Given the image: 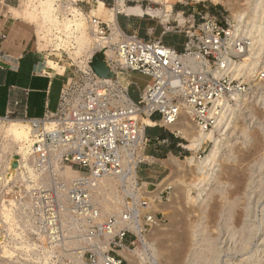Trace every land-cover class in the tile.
Segmentation results:
<instances>
[{
    "label": "built area",
    "instance_id": "obj_1",
    "mask_svg": "<svg viewBox=\"0 0 264 264\" xmlns=\"http://www.w3.org/2000/svg\"><path fill=\"white\" fill-rule=\"evenodd\" d=\"M5 2L0 0V4ZM56 2L60 21L66 16L71 22L79 18L88 22L95 47L89 54L72 57L69 50L76 43L66 42L75 29L69 34L62 25H55L47 36H41L42 43L52 41L46 50L66 60L70 76L54 111L48 110L41 117L17 119L12 112L0 117L3 125L20 121L29 137L23 150L19 146L0 151V199L8 196L15 208L29 200L30 208L41 216V172L52 173L56 191L70 200L73 213L88 229L110 238L102 247L106 250L92 256L89 264H125L123 257L113 252L130 249L145 234L157 220L149 206L164 198L147 190L139 176L151 141L148 122L158 114L167 127L177 122L183 109H189L194 121L207 129L230 99L245 92L227 74L232 51L230 24L225 17L221 20L206 1H197L201 7L190 15L183 10L177 13L180 19H176L174 33L186 38L184 50L179 51L162 37L146 39L128 32L118 21V6L146 5L151 10L152 5H159L154 0H112L116 23L85 11L81 3L89 1ZM180 2L190 4L189 0ZM95 57L107 67L102 75L92 66ZM132 73L149 79L143 89L137 87V100L130 93V87L137 86L130 79ZM64 168L74 170L78 176L71 181L63 179L57 170ZM104 176L116 179L126 202L119 215L98 223L99 209L90 191Z\"/></svg>",
    "mask_w": 264,
    "mask_h": 264
},
{
    "label": "rangeland",
    "instance_id": "obj_2",
    "mask_svg": "<svg viewBox=\"0 0 264 264\" xmlns=\"http://www.w3.org/2000/svg\"><path fill=\"white\" fill-rule=\"evenodd\" d=\"M86 1H89V4H86V2L81 3L85 11L90 12L92 16L104 20H110L108 15L109 12L100 13L97 11L101 8L98 0ZM154 1L158 2L159 5H152L150 13H145L143 15L144 18L151 19L150 26L156 28L160 27L163 31L167 29L169 30L168 33L177 35L186 41L184 34L174 33L173 30L175 29L174 27L178 25L176 19H180L177 13L183 10L187 13L186 16L190 15L192 11L195 9L197 10V7H201L200 5L197 6L196 3L199 0H189L190 4L187 5L181 3L180 0ZM204 1H206V5L214 11L215 9L218 11L221 20L225 17L229 21L230 25L228 28L231 30L230 39L232 51L231 55L230 53L228 55V59H231V61L228 66L229 70L227 74L232 78L233 84L243 87L245 92L239 97L234 96L230 99L228 104L224 105V108H222L221 112H219L214 119V122L209 125L207 129H205L204 126L201 127V125L197 124L193 119L192 113H189L190 110L186 109L189 110V112H185V115L189 117V120L193 122L195 126L197 125L199 129L201 128L203 130H213V137L218 138V156L216 157L215 162L205 170L206 173L203 175L198 176L197 173L193 174L191 167L196 168L197 165H199V163L210 153L214 146V141L207 140L206 143L197 148L193 143V138L184 137L183 134L177 131V129H173L169 126L166 127L160 122L163 126L162 129L172 131L177 135L178 140L182 143L181 147H183V149L180 148L182 149L181 155L176 157L173 156L163 161L165 166L163 168L164 170H161V176L154 185L144 183V187H146L147 190L154 191L155 197L160 196V194H163L164 196L161 202L158 200L153 202L148 209L157 215L155 223L151 227H147L145 234L136 239L135 244L131 246L130 249H116L125 252L127 255L133 254L135 257L137 256L139 259L136 258L138 261L135 264L138 262L140 264H167L168 260L169 264H198V262L201 264L204 262L206 264L210 259L214 261H210L213 264H241V262H244L243 264H257V261L261 262L258 264L264 263V261H262V258H264V191L262 189L264 187L262 186L264 184V164L261 163L262 161L259 162V159H264V149L260 148L261 146H264V139H262L264 138V77L262 76L264 75V70L259 65L262 64V66H264V5L262 4L264 3V0H260L259 2L258 0ZM17 3V7H12L11 12L16 17H23L22 19L27 21L30 19L36 26L38 38L41 36L40 28L42 25L48 24L52 27L55 25H62L63 29L66 32H69V34L75 29V32L72 33V35H68V33L65 32L66 35H68V42L66 43H70V45L74 42L76 43L75 48L69 50L72 57H77L85 52L89 54L93 51L95 44L94 40L88 33V22L85 19L80 18L72 19L71 22L69 17L66 16L63 21H60V19H58V13L55 12V4L58 3L56 0H34L31 2L29 0H18ZM104 6L112 8L114 5L111 1L109 4H104ZM120 8L121 6H118V9ZM147 8L145 5L143 9L147 10ZM32 12H39L40 17H38V19H32ZM112 12L116 13V10H112ZM118 17L120 19H125L126 14L121 13ZM223 23H225L224 20ZM72 24L74 26L71 27ZM151 35L152 37L149 38H159L153 32ZM70 37H72L73 41H70ZM50 43H52V41H50ZM50 43H48V41H45L44 43L41 42L39 48L46 49ZM104 44H106V42L102 41V45ZM247 57L248 59H246ZM259 59L261 60L260 63L256 64ZM212 60V62L216 61L215 58ZM232 63H234V65ZM252 63L254 64L252 65ZM242 64L244 69H239V66ZM249 67L252 70L249 69ZM250 71L253 73L252 75ZM256 73L257 75H255ZM220 116H222L221 122L218 127H214ZM257 132L261 134V136L258 135ZM256 133L258 137L261 138H258ZM4 140L5 139L1 136L0 144L4 143ZM259 142H261L262 145H259L261 144ZM257 144L260 147L257 146ZM17 146L18 145L15 144H9L6 149L9 151ZM148 148L149 146L147 147L146 153ZM259 149L260 151L263 149V154L261 153L262 155L260 154ZM253 150L256 152H253ZM240 151H243L245 154H240ZM248 154H251V157ZM241 156H244L246 159H242ZM247 157H250L251 159ZM247 160L248 162L246 163L245 161ZM150 161L151 159H146L141 168L143 169L147 167L148 162L150 163ZM240 164L243 165L241 166ZM245 165L248 166L246 167ZM258 165H260V167ZM241 167L244 168V170ZM252 167L254 169H251ZM230 168L232 172H230ZM233 168L242 171L237 172V170H234ZM248 168L250 171L247 170ZM243 172H245V174ZM228 173L230 178L226 177ZM252 174L254 175L252 176ZM237 175L246 178H241L243 182H246V184L244 183V188L242 185L243 182L240 183L241 179H239ZM233 176H237L235 177L236 179L231 178ZM45 177L47 179L50 177V182L46 180ZM196 177L199 179H196ZM102 178V180L105 179L102 182V184L105 185V190H103L104 188H98L97 185H94L91 187L90 191L93 197V202L99 209L98 223H102L110 215H117V213L119 215L123 209V204L126 202L116 179L111 176ZM41 179V218L30 208L29 204H27L29 203V200H26L27 202L22 201V204L15 208V204H11L12 202L9 201L10 198L8 196L0 199V264H89V259H91L92 256L99 255L104 250V248L102 249L104 242L107 239L110 240V238L106 239L101 232H95L93 228L88 229L82 222L81 218L73 213L70 200L64 197L66 196L64 193L60 194L56 191V184L51 173L49 175L47 173L41 175ZM226 179L227 182H225ZM229 180L232 181L230 182ZM236 180H240V182H237L241 185H238ZM261 180H263V183ZM47 181L49 184L44 183ZM143 181L145 182L146 180L142 179L141 182ZM110 184H112V187ZM235 186H239L237 187L238 189H235ZM110 187L112 189L111 191L114 190L113 192H109ZM240 187L244 190L246 188L248 189H246L247 191H244L245 193L240 194L241 192L239 191L242 189ZM106 192L109 195L112 194V197L105 194ZM231 192H233L232 195ZM236 192L239 194H236ZM102 194H105L104 198H102ZM211 194L213 196H211ZM220 195H222L224 200L221 197H218L217 199L215 198ZM242 195H245L246 198ZM228 196L234 200H231ZM235 197L238 198L235 199ZM239 198L244 201H241ZM113 199L116 200L114 201ZM102 201L105 202L102 203ZM108 202H113V205L117 202L116 205L118 204V206L115 205V207H117L118 210L115 207L114 208L115 211L117 210L118 212H115L113 208H111V210H109V208L107 209ZM211 203L215 204L212 205ZM245 203L247 206L244 205ZM213 206L216 208L220 207L219 210L222 209V212H219L218 209L212 211V209H214ZM244 207H246V209ZM243 212L245 213V215H243L245 217L247 216V218H245L242 215L245 219L240 216ZM229 213H234L235 215L232 216L231 214L229 215ZM210 216H214L213 218L215 219H212ZM217 216L218 218H216ZM185 219H188V221L190 220L192 226H190L191 224L188 221H186L187 224H184L183 226L181 222ZM226 220L232 223H228ZM225 222L227 223L226 225H224ZM238 222L240 224L241 222H244L248 225L243 223V228H241V225H238ZM246 227H250L253 231L250 229L246 230L248 229ZM157 228H161L159 234V229ZM152 232L153 236L149 239L150 233L152 235ZM185 232H189L192 240L188 239L189 237L186 236L187 233ZM186 238L188 242L189 240L192 241L191 244L190 242H187L190 245H187L185 242ZM182 239L183 244L186 243L184 245L185 247L182 244ZM174 243L175 245H172ZM176 244L180 246L178 247ZM210 244L213 245L209 247ZM188 246H190V249ZM180 247L181 249H184L180 250ZM205 249L207 250V255H205ZM186 250L189 251L186 252L188 254L184 253ZM119 251H115L113 254L117 257H123L125 264H130V261L120 254ZM181 251H184L183 254L186 256L180 254ZM153 252L154 255L156 253V257L152 255ZM252 253H258L256 258L261 259H255V263L254 261L247 262L245 259L252 255ZM171 254H173V256ZM170 255L172 256L171 258L169 257ZM177 255H179V258ZM181 256H184L185 258L183 257L182 259ZM202 256L206 259L207 256L210 257L208 258V261H206V259L203 261ZM141 257L142 262L140 260ZM180 258L182 260H180ZM201 258L202 260H200ZM171 259H174V263L170 261ZM178 260L179 262L181 261V263L177 262Z\"/></svg>",
    "mask_w": 264,
    "mask_h": 264
},
{
    "label": "crops",
    "instance_id": "obj_3",
    "mask_svg": "<svg viewBox=\"0 0 264 264\" xmlns=\"http://www.w3.org/2000/svg\"><path fill=\"white\" fill-rule=\"evenodd\" d=\"M17 1L6 0L0 4V117L11 112L17 119L41 117L46 111L57 108L70 70L59 54L39 48L36 26L30 19L27 21L13 15L11 8L17 7ZM98 1L106 5L112 0ZM118 21L128 32L146 39L152 37L153 32L166 44L184 50L185 39L150 26L151 19L126 15L125 19L118 18ZM130 79L137 84L130 87L131 95L137 100V87L143 89L149 79L139 73H132ZM162 128L157 114L147 127L151 141L146 156L151 161L147 167H140L139 174L141 180H146L144 183L154 185L165 167L163 161L182 154V143L177 135Z\"/></svg>",
    "mask_w": 264,
    "mask_h": 264
},
{
    "label": "bare ground",
    "instance_id": "obj_4",
    "mask_svg": "<svg viewBox=\"0 0 264 264\" xmlns=\"http://www.w3.org/2000/svg\"><path fill=\"white\" fill-rule=\"evenodd\" d=\"M30 2L31 1H34V0H29ZM260 0H258V2H259ZM264 2V1H263ZM100 3V10H97L98 12H100V13H107V12H109V21H114L115 23L117 22V19H116V13H113L112 12V10L113 9H111V8H107V7H105L104 6V3L103 2H99ZM263 5H264V3H262ZM256 5H258V4H256ZM262 5V6H263ZM119 12L120 13H125L126 15H136V16H143L145 13H150V10H145V9H143V8H141V7H139V6H121V8L119 9ZM39 12H32L31 13V18L32 19H38V17H40L39 16ZM254 16V15H253ZM53 30V27L52 26H50V25H48V24H44V25H42L41 26V28H40V35L42 36H47L48 35V33H50L51 31ZM41 36L38 38V41H41ZM235 39V38H234ZM40 44H41V42H40ZM254 46V45H253ZM254 48V47H253ZM260 52V51H259ZM258 52V53H259ZM246 59H248V57L246 58ZM244 60V59H243ZM260 59L256 62V64H258V63H260ZM224 63V62H223ZM233 65H234V63H232ZM244 64V63H243ZM243 64L242 65H240L239 66V69L240 68H243ZM254 63H252V65H253ZM262 68H263V70H264V66H262V64H259ZM258 65V66H259ZM244 69V68H243ZM249 69H251L250 67H249ZM252 70V69H251ZM262 70V69H261ZM262 70V71H263ZM107 71V67H106V65H100V67H99V72L100 73H104V72H106ZM241 71H243V70H241ZM247 72H248V70H247ZM246 72V73H247ZM250 73H251V71H250ZM253 73H251V75H252ZM255 75H257V73L255 74ZM185 112H189V110H186V109H183L182 111H181V115H182V117H181V119H180V117H179V119L177 120V122L176 123H174V124H171V125H168L169 127H172L173 129H177V131L179 132V133H181V134H183V136L184 137H188V138H193L194 140H193V143L197 146V148L198 147H200L201 145H203L204 143H206L207 142V140H212V141H214V146H213V148L211 149V151H210V153L199 163V165H197V167L196 168H193V167H191V171H192V173L193 174H196L197 173V175L198 176H200V175H203L204 173H206V169L209 167V166H211L214 162H215V160H216V157L218 156V153H219V148H218V138H214L213 137V130H210V131H208V130H203V129H199L198 128V126L196 127L195 126V124L193 123V122H191L190 120H189V117L187 116V115H185ZM189 113H191V111L189 112ZM221 117L222 116H220L219 118H218V121H217V124L214 126V127H218V125H219V123L221 122ZM223 120V119H222ZM150 124H152V122L151 121H149V125ZM198 124V123H197ZM202 127V126H201ZM255 133V132H254ZM258 133V132H257ZM257 133H256V136L258 137V135H260L261 136V134H259L258 133V135H257ZM254 135V134H253ZM3 137L5 140H4V143H2V145L3 146H1L0 147V151H2V152H4V151H7L8 149H6V148H8V146H9V144H15V145H18L17 147H19V146H21V149L23 148L24 149V147H25V145H26V143L28 142V131H27V129H26V127H25V125H23V124H21L20 123V121H12V122H10V123H8V124H5V125H3V124H0V137ZM258 138H261V137H258ZM255 139H256V137H255ZM262 139H264V138H262ZM263 141V140H262ZM264 142V141H263ZM236 143V142H235ZM259 143H261V142H259ZM234 144V143H233ZM255 144V143H254ZM259 145H262V143L261 144H259ZM258 144H257V146H259ZM264 145V144H263ZM256 146V145H255ZM260 147V146H259ZM260 148H263L264 149V146L262 147H260ZM6 149V150H5ZM22 149V150H23ZM239 149V148H238ZM256 149V148H255ZM263 149H261V151H260V149H259V152H260V154L263 152ZM257 150V149H256ZM239 151V150H238ZM258 151V150H257ZM241 152V153H240ZM239 153L240 154H242L243 153V151H240ZM253 152H256L255 150H253ZM253 152H249V153H253ZM243 154H245V153H243ZM254 154H259V153H254ZM263 154V153H262ZM261 154V155H262ZM23 155L25 156V155H27L26 154V152H24L23 153ZM248 155H250V157H251V154H248ZM240 157V156H239ZM242 157V159H246L245 157H246V155H245V157L244 156H241ZM244 157V158H243ZM250 157H247V158H250ZM254 157V156H253ZM256 157V156H255ZM259 157V156H258ZM238 158V157H237ZM260 158V157H259ZM251 159V158H250ZM263 158H261V159H259V162L260 161H262L261 163L262 164H264L263 163V161H264V159L262 160ZM239 160H241V159H239ZM257 160V159H256ZM238 161V160H237ZM246 163L248 162V160L247 161H245ZM252 162V161H251ZM253 162H256V161H253ZM178 163V162H177ZM238 163H239V161H238ZM245 163V164H246ZM250 163V162H249ZM239 165V164H238ZM241 165V164H240ZM243 165V164H242ZM241 165V166H242ZM249 165H251V164H249ZM219 166V165H218ZM234 166H235V164H234ZM246 166V165H245ZM248 166V165H247ZM246 166V167H247ZM253 166V165H252ZM259 167H260V165H258ZM13 167V166H12ZM220 167V166H219ZM240 167V166H239ZM244 167V166H243ZM246 167H244V168H246ZM242 168V167H241ZM244 168H242L243 170H244ZM262 168H263V165H262ZM66 169V170H65ZM228 169V168H227ZM234 169V168H233ZM251 169H254L253 167L251 168ZM259 169V168H258ZM223 170V169H222ZM230 170V172H232L231 171V168L229 169ZM234 170H237L236 168L234 169ZM247 170H249V168L247 169ZM262 170V169H261ZM58 171V175L60 176V177H62L63 179L65 178L66 180H68V181H71L74 177H77L78 176V174H77V172H75L74 170H71L70 168H64V170H57ZM224 171H227V170H224ZM238 171H242V170H237V172ZM246 171V170H245ZM250 171V170H249ZM227 172H229V171H227ZM244 174H245V172H243ZM242 173V174H243ZM44 173L42 172V174L41 175H43ZM52 174V173H51ZM234 174V173H233ZM235 174H236V172H235ZM49 175V174H48ZM224 175V174H223ZM229 173L226 175V177H228V178H230L229 176ZM248 175H249V172H248ZM254 174H252V176H253ZM225 176V175H224ZM238 176V175H237ZM237 176H233V177H231V178H234V179H236L235 177H237ZM47 177V176H46ZM45 177V179L46 180H50V177H49V179H47ZM104 177H106V176H104ZM239 177V176H238ZM244 176H240L239 177V179H241V178H243ZM263 177V176H262ZM108 178V177H107ZM225 178V177H224ZM42 179H43V177H42ZM42 179H41V181H42ZM103 178H101L95 185H97V187L98 188H104L103 190H105V185L104 184H102V182L105 180H102ZM196 179H199L198 177H196ZM218 179V178H217ZM243 179H246V178H243ZM259 179H261V178H259ZM108 180V179H107ZM110 180V179H109ZM220 180V179H219ZM222 180H223V178H222ZM264 180V179H263ZM263 180H261L262 181V183H263ZM44 182V183H47V184H49V182ZM198 181V180H197ZM230 182L232 181V180H229ZM237 181H239L240 182V180H236V183H238ZM245 181H247V180H245ZM249 181V180H248ZM220 182H221V180H220ZM225 182H227V179H226V181ZM243 181H242V179H241V182L240 183H242ZM260 182V181H259ZM43 183V184H44ZM109 183V182H108ZM108 183H107V186H108ZM244 183L246 184V182H243L242 183V185H243V188H244ZM248 183V182H247ZM261 183V184H262ZM249 184H251V183H249ZM111 185V187H112V184H110ZM238 185H241V184H239L238 183ZM251 185H253V184H251ZM259 186H261V185H259ZM262 186H264V184L262 185ZM96 187V188H97ZM111 187H110V191L109 192H113V191H111L112 189H111ZM236 188L235 189H238L237 187H239V186H235ZM248 187H250V186H248ZM97 188V189H98ZM230 188V187H229ZM240 188H242V187H240ZM240 188H239V190H240ZM241 189L239 192H241L240 194H243V193H245L244 191L246 190V189H248V188H246L245 190L244 189ZM256 189H257V187H256ZM263 189V191H264V187L262 188ZM94 190V189H93ZM106 190H107V188H106ZM231 190V189H230ZM234 191H236V190H234ZM238 191V190H237ZM247 191V190H246ZM261 191V190H260ZM102 192V191H101ZM257 192V191H256ZM232 193L233 192H231V195H232ZM238 192H236V194H237ZM100 194V193H99ZM105 194H108L107 192L105 193ZM104 194V195H105ZM239 194V193H238ZM259 194H260V192H259ZM103 195V194H102ZM104 195L102 196V198H104ZM109 195V194H108ZM112 195V194H111ZM111 195H109V196H111ZM114 195H115V193H114ZM213 195H214V193H213ZM212 194H211V196H213ZM216 195V194H215ZM248 195H249V193H248ZM119 196V195H118ZM243 197L245 196V195H242ZM112 197V196H111ZM120 197V196H119ZM215 197V196H214ZM218 197H221L223 200H224V198L222 197V195H220V196H217V197H215L216 199L218 198ZM229 198H231L230 196H228ZM240 197V196H239ZM106 198V197H105ZM236 198H238V197H235V199ZM245 198H246V196H245ZM120 199V198H119ZM118 199V200H119ZM214 199V198H213ZM225 199H227V198H225ZM240 200H241V198H239ZM244 199V198H243ZM103 200V199H102ZM114 201L116 200V199H113ZM113 200H110V201H113ZM118 200H117V202H118ZM231 200H234V199H232L231 198ZM230 200V201H231ZM240 200H236V201H240ZM216 201V200H215ZM214 201V202H215ZM226 201V200H225ZM241 201H244V200H241ZM105 201H102V203H104ZM116 202V203H117ZM218 202V201H217ZM224 202V201H223ZM101 203V204H102ZM113 203V202H112ZM112 203H109L108 202V205H107V209L109 208V210H111V208H113L114 209V211H115V208L118 210V208L117 207H115V205H116V203H115V205H113ZM121 203H123V202H121ZM219 203H220V201H219ZM230 203H232V202H230ZM98 204V203H97ZM212 205H214L215 203H211ZM221 204V203H220ZM225 204V203H224ZM223 204V205H224ZM228 204V203H227ZM222 205V204H221ZM221 205H220V207H221ZM232 205V204H231ZM230 205V206H231ZM235 205V204H234ZM245 206H247L246 205V203L244 204ZM116 206H118V204L116 205ZM211 206V205H210ZM238 206H241V205H238ZM115 207V208H114ZM150 207V206H149ZM220 207H218V208H216V207H214L213 206V208L214 209H212V211L213 210H217L218 209V211L220 212H222V209L221 210H219V208ZM237 207V206H236ZM235 208V207H234ZM239 209H240V207H238ZM245 209H246V207H244ZM249 208V207H248ZM248 208H247V210H248ZM230 209H231V207H230ZM239 209H237V210H239ZM245 209H243V210H245ZM105 210V209H104ZM115 211V212H118V211ZM232 210H233V208H232ZM236 210V211H237ZM240 210H242V209H240ZM108 211V210H107ZM113 211V210H112ZM226 211H227V209H226ZM115 212H112V213H115ZM238 212H242V211H238ZM245 212V211H244ZM242 213L240 216L241 217H243L244 215H245V213ZM248 212V211H247ZM213 213H216V212H213ZM218 213V212H217ZM220 214V213H219ZM235 215L234 213H229V215ZM238 214H240V213H238ZM238 214H236V215H238ZM244 214V215H243ZM117 215H118V213H117ZM213 215V214H212ZM216 215H218V214H216ZM243 215V216H242ZM41 216H42V214H41ZM41 216L39 215V217L41 218ZM215 216V215H214ZM213 216V217H214ZM239 216V215H238ZM210 217H212V216H210ZM212 217V219H215V218H213ZM235 217V216H234ZM241 217H239V218H241ZM245 217V216H244ZM243 217V218H244ZM216 218H218V216L216 217ZM228 218V217H227ZM232 218V217H231ZM243 218H242V220H243ZM245 218H247V216L245 217ZM244 218V219H245ZM209 219V218H208ZM41 220V219H40ZM191 220H192V218H191ZM241 220V219H240ZM241 220V221H242ZM183 222H181L182 223V225L184 226V224H187V222L186 221H188V219L186 220H182ZM184 221H185V223H184ZM188 222H190V224H191V221L189 220ZM226 222H228L227 220H226ZM225 222V224L224 225H226L227 223ZM230 222V221H229ZM228 222V223H229ZM234 222V221H233ZM230 223H232V222H230ZM239 223V222H238ZM243 223L244 222H241V224L239 223L238 225H241L240 227L241 228H243ZM244 224H246V223H244ZM246 225H248V224H246ZM183 226H182V229H183ZM188 226V225H187ZM190 226H192V224L190 225ZM231 226H234V225H231ZM245 226V225H244ZM254 226V225H253ZM76 227V226H75ZM189 227V226H188ZM227 227V226H226ZM230 227V226H229ZM251 227V226H250ZM248 228V227H246V228H248V229H246V230H252L251 228ZM156 228V227H155ZM245 228V227H244ZM253 228V227H252ZM259 228V227H258ZM264 228V227H263ZM157 229H159V228H157ZM161 229V228H160ZM160 229L158 230V234L160 233L159 231H160ZM186 229V228H185ZM184 229V230H185ZM188 229H190V228H188ZM232 229H234V228H232ZM187 230V229H186ZM185 230V231H186ZM243 230V229H242ZM154 231V230H153ZM156 231V230H155ZM182 231V230H181ZM192 231H193V229H192ZM240 231V230H239ZM253 231V230H252ZM258 231V230H257ZM256 231V232H257ZM261 231V230H260ZM184 232V231H183ZM183 232H181V233H183ZM234 232H236V231H234ZM50 233H52V232H50ZM157 233V232H156ZM185 233H187V232H185ZM191 233V232H190ZM227 233V232H226ZM241 233V232H240ZM247 233V232H246ZM263 233V232H262ZM180 234V233H179ZM232 234V233H231ZM236 234V233H235ZM235 234H233L234 236H236ZM156 235V234H155ZM176 235V234H175ZM182 235V234H181ZM189 235V236H188ZM230 235V234H229ZM151 236H153V232H152V235H151V233H150V238L149 239H151ZM185 236V235H184ZM183 236V237H184ZM187 237H189L188 239H190V240H192V238H190V234H189V232L187 233V235H186ZM233 236V237H234ZM146 237V236H145ZM154 237H156V236H154ZM182 237V236H181ZM180 237V238H181ZM191 237H192V235H191ZM264 237V236H263ZM177 238H179V237H177ZM224 238V237H223ZM236 238V237H235ZM240 238V237H239ZM155 239V238H154ZM232 239H234V238H232ZM176 240V239H175ZM185 240V239H184ZM189 240V242H190V244H191V242L192 241H190ZM248 240V239H247ZM177 241V240H176ZM235 241V240H234ZM237 241V240H236ZM262 241H263V239H262ZM145 242V241H144ZM174 242V241H173ZM186 243L188 242V240H187V238H186V241H185ZM188 242V243H189ZM146 243V242H145ZM144 243V244H145ZM163 243V242H162ZM165 243V242H164ZM168 243V242H167ZM181 243V242H180ZM180 243H178V244H180ZM185 243V244H186ZM187 243V245H190V244H188ZM237 243H239V242H237ZM159 244V243H158ZM178 244H176L177 246H178ZM182 244H183V239H182ZM185 244H183V246L185 245ZM234 244V243H233ZM240 244H242V243H240ZM172 245H175V243L174 244H172ZM211 245H213V244H210L209 245V247H211ZM160 246V245H159ZM164 246V245H163ZM180 246V245H179ZM178 246V247H179ZM182 246V245H181ZM264 246V245H263ZM185 247V246H184ZM189 247V249H190V246H188ZM187 247V248H188ZM240 247V246H239ZM162 248V247H161ZM160 248V249H161ZM186 248V249H187ZM103 249V248H102ZM153 249H155V248H153ZM178 249V248H177ZM180 250H182V249H184V248H182L181 249V247L179 248ZM214 249H216V248H214ZM105 250V249H104ZM156 250V249H155ZM180 250H179V252H180ZM206 250V249H205ZM212 250V249H211ZM169 251V250H168ZM176 251V250H175ZM178 251V250H177ZM208 251H209V248H208ZM214 251V250H213ZM229 251V250H228ZM260 251V250H259ZM100 252V251H99ZM120 252V254H122L125 258H127L129 261H130V264H135L138 260L136 259V258H138L137 256L135 257L133 254H131V255H127L125 252H123V251H119ZM134 252V251H133ZM132 252V253H133ZM184 252V251H183ZM183 252L181 251V253L180 254H183ZM186 252H189L188 250H186L184 253L185 254H188V253H186ZM192 252H193V250H192ZM205 252V251H204ZM204 252H203V254H204ZM216 252V251H215ZM214 252V253H215ZM262 252V251H261ZM213 253V252H212ZM211 253V254H212ZM249 253V252H248ZM81 254V253H80ZM158 254V253H157ZM176 254V253H175ZM174 254V255H175ZM179 254V253H178ZM218 254V253H217ZM258 253H252V255H250L247 259H245V260H247V262L249 261V262H251V261H254L255 259H257L256 257L258 256L257 255ZM153 256H155L156 255V253H155V255H154V252H153V254H152ZM168 255H169V253H168ZM172 256H173V254H171ZM169 256L170 258L172 257V256ZM184 255V254H183ZM205 255H207V250H206V254ZM260 255V254H259ZM178 256V258H179V255H177ZM184 256H186V255H184ZM183 256V257H184ZM188 256V255H187ZM201 256V255H200ZM204 256V255H203ZM203 256H202V258H203ZM210 256H212V255H210ZM210 256H207V259L206 258H203V261L206 259V261H208V258L210 257ZM216 256V255H215ZM242 256V255H241ZM246 256H247V254H246ZM140 257V256H139ZM156 257V256H155ZM182 257V256H181ZM183 257H182V259H183ZM264 257V256H263ZM185 258V257H184ZM202 258L200 259V260H202ZM212 258V257H211ZM215 258V257H214ZM139 259V258H138ZM142 259V257L140 258V260ZM166 259V258H165ZM176 259V258H175ZM181 258H180V260H182ZM259 259H261V258H259ZM259 259H257V260H259ZM164 260V259H163ZM165 261H167V260H165ZM169 261V260H168ZM168 261H167V264H169L168 263ZM170 261H174V259H171ZM186 261V260H185ZM203 261H201V262H203ZM205 261V262H206ZM210 261L212 262L213 260H211L210 259ZM206 262V264H208V263H211V262ZM262 261H264V258H262ZM141 262H142V260H141ZM177 262H179V260L177 261ZM198 262V261H197ZM214 262V261H213ZM139 263V262H138ZM137 263V264H138ZM161 263H163V262H161ZM171 263V262H170ZM174 263V262H173ZM179 263H181V261L179 262ZM204 263V262H203ZM202 263V264H203ZM244 263V262H243ZM242 262H241V264H243ZM254 263H255V261H254ZM258 263H261V262H259V261H257V264ZM140 264V263H139ZM165 264V263H164ZM174 264H177V263H174ZM184 264V263H183ZM198 264H201L200 262H198ZM205 264V263H204ZM211 264H213V263H211ZM248 264V263H247ZM264 264V263H263Z\"/></svg>",
    "mask_w": 264,
    "mask_h": 264
},
{
    "label": "water",
    "instance_id": "obj_5",
    "mask_svg": "<svg viewBox=\"0 0 264 264\" xmlns=\"http://www.w3.org/2000/svg\"><path fill=\"white\" fill-rule=\"evenodd\" d=\"M104 63L98 58V57H95L94 60H93V63H92V66L94 68V70L99 73V74H103V73H100L99 72V67L100 65H103ZM105 65V64H104Z\"/></svg>",
    "mask_w": 264,
    "mask_h": 264
},
{
    "label": "trees",
    "instance_id": "obj_6",
    "mask_svg": "<svg viewBox=\"0 0 264 264\" xmlns=\"http://www.w3.org/2000/svg\"><path fill=\"white\" fill-rule=\"evenodd\" d=\"M107 4H109V3H107Z\"/></svg>",
    "mask_w": 264,
    "mask_h": 264
}]
</instances>
